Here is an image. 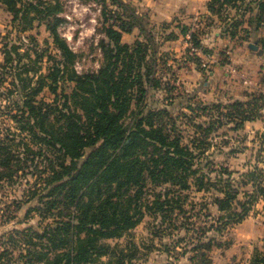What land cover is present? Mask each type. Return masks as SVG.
<instances>
[{
  "label": "trees",
  "instance_id": "trees-1",
  "mask_svg": "<svg viewBox=\"0 0 264 264\" xmlns=\"http://www.w3.org/2000/svg\"><path fill=\"white\" fill-rule=\"evenodd\" d=\"M101 2L105 15L107 3ZM108 2L117 11L109 10L111 14L103 19L102 60L97 69L78 72L73 67L76 54L57 30L62 20L59 0H0L18 19V31L30 28L33 20L45 19L58 51L46 71H40L23 61H33L32 49L24 50L20 36L18 42L8 39L2 45L0 122L8 119L14 125H0V182L23 179L27 199L35 200L29 210L40 218L37 229L16 232L32 246L20 252L21 264H97L103 255L110 263L111 254L117 264H126L125 257L133 260L132 254L122 250L116 254L115 245L103 240L121 236L145 212H158L161 222L170 221L175 209L185 214L189 188L215 191L212 202L221 213L218 229L241 220L253 201L264 200V167L258 165L264 164V157L237 181L232 169L215 166L207 153L212 145L208 136L221 126L230 123V129L238 130L245 122L263 117V89L247 92L243 99L212 102L187 93L176 113L168 107L173 105L168 95L163 106L146 107L149 87L171 92L173 85L161 86L155 76L157 61L147 32L132 43L123 41V33L134 26L145 30L128 6L122 0ZM230 10L235 11L231 17ZM206 11L224 16L223 31L231 40L238 29L244 40L264 26V0H207ZM177 28L188 36L191 47L199 49V53L191 51L187 45L186 52L203 70L200 55L212 53L202 43L205 29L195 31L184 23ZM175 37L169 33L166 39ZM33 52L41 58L36 49ZM6 76L12 80L8 82ZM44 90L50 99L40 95ZM129 117L133 119L127 122ZM203 117L207 119H199ZM187 127L194 128V135L185 141ZM261 142L259 153L264 152V137ZM248 185L242 200L239 188ZM205 236L202 230L192 245L196 264L210 262L207 252L216 239ZM7 253L0 251V264L6 262L2 258ZM248 264H264V246L255 249Z\"/></svg>",
  "mask_w": 264,
  "mask_h": 264
},
{
  "label": "rangeland",
  "instance_id": "rangeland-1",
  "mask_svg": "<svg viewBox=\"0 0 264 264\" xmlns=\"http://www.w3.org/2000/svg\"><path fill=\"white\" fill-rule=\"evenodd\" d=\"M25 1L35 3L37 0ZM59 1L61 9L58 15L62 20L57 30L76 54L74 69L78 72L97 69L102 60L99 40L104 37L103 19L105 15L109 17L111 14L109 10L117 11L116 7L106 0L105 15H103L104 6L101 0ZM122 1L128 6L127 11L133 13L145 29L143 31L138 26H134L130 33L123 34V41L132 43L137 38H143V34L147 32L151 38L150 48L153 49L157 61L155 76L160 77L163 82L161 86L173 85L171 92L168 88L149 87L143 101L146 107L163 106L168 95L173 100V105L169 104L168 107L176 113L184 104L187 93L194 92L197 99L212 102L213 100L228 101L229 98L243 99L247 92L259 88L264 91V40H259L260 37L264 38L263 25L254 36L244 40H240L243 31L238 29L237 36L231 40L229 34L223 31L224 16L220 18L210 15L203 7H198L199 5L190 9V12L186 11L182 19L177 15L166 20L161 17L163 15L161 7L156 4H146L147 2L142 4L145 0ZM118 11L121 14L126 13L121 9ZM180 12L185 14L183 9H180ZM228 14L231 17L235 11L230 10ZM124 18L129 22L131 20L128 17ZM24 22L26 21L21 23ZM17 23H19L18 19H13L5 5L0 3V64L3 60V42L8 39L18 42L20 36L24 50L26 47L32 49L29 53L33 61L28 58H24L23 61L40 71H46L47 66L53 62L51 56L58 51L46 28L45 19L33 20L29 25L30 28L24 31L17 30L19 29L16 27ZM178 23L190 25L195 31L205 29L202 39L211 45L212 53L210 56L200 55L203 70L199 71L197 64L188 58L190 54L183 47V40L177 39L180 37ZM242 26L246 24L243 23ZM169 33L177 34V37L166 39ZM5 35L8 38L5 39ZM247 41L256 45V48L249 49ZM33 49L40 53L41 58H36ZM191 67L196 70H192ZM211 72L215 74H210ZM29 73L33 75V69ZM6 80L10 82L12 79L6 76ZM0 83L3 81L1 80ZM2 90L3 87L0 86V93ZM40 95L48 99L52 97L46 90ZM262 114L263 117L245 123L241 129H230L229 123L208 136L212 141L207 152L210 155L209 159L215 166L227 165L233 170V177L237 181L242 179L241 173L252 169L258 164L257 160L261 159V156L264 157V152L257 151L259 146H262L261 141L264 137L259 136L264 134V108ZM132 119L133 117H129L126 121L130 122ZM199 119L206 120L207 117ZM0 125L4 127L14 124L7 119L5 122H0ZM183 135L184 140L188 141L194 135V128L187 127ZM258 165L264 167L263 163ZM26 188L27 184L23 179L9 183L0 182V251L6 249L8 252L2 258L6 261L4 264H21L20 252L25 253L27 247H32L23 243V236L16 232L29 227L37 229L40 226L39 216L29 210L35 200L27 199ZM247 188L250 190L249 185L239 188L240 199H246L243 191ZM185 192L188 193L184 204L185 214L175 209L170 221L161 222L158 212L154 214L145 212L142 219L135 226L124 231L121 236L106 238L103 241L115 245L113 247L116 254L120 250L132 254L133 260L129 261L128 257H125L126 264H196V259L191 258L194 254L192 245L202 230L205 231L206 238L212 236L216 239L207 252L210 257L208 264H248L255 249H263L264 200L259 198L253 201L241 220L234 221L235 223L231 221L218 229L216 224H219L220 220H217V217L221 213L212 202L215 191H196L194 188H189ZM150 193L148 190L147 195ZM170 223H175L178 228H172ZM107 257L101 256L96 263L117 264L113 260V254L110 256V263H107L109 261Z\"/></svg>",
  "mask_w": 264,
  "mask_h": 264
},
{
  "label": "crops",
  "instance_id": "crops-1",
  "mask_svg": "<svg viewBox=\"0 0 264 264\" xmlns=\"http://www.w3.org/2000/svg\"><path fill=\"white\" fill-rule=\"evenodd\" d=\"M151 1L152 0H145V1H143L142 4L147 2L146 4H151L152 3V4L158 5L159 7H161L160 8L161 11H162L161 13L163 14L161 17L162 18H166V20H167V19H169L171 17H174V16H177V15L179 16V18L182 19L186 15V11H189L190 9H193V8H195L198 5H199L198 7H200V8L203 7L205 9V11H206V1L207 0H154L152 2ZM180 9H183L185 14L180 12ZM122 37H123V35H122ZM187 37L188 36H183V35L180 34V37L177 38L178 40H180V39L183 40V43H184L183 47H185V48H186V46L188 44V40H187L188 38ZM202 40H203L202 43L205 46H207L208 48H212L211 45H208L207 43H205L204 39H202ZM248 45H249V42L247 41V47L249 49H251ZM204 56H210V55H204ZM191 69L194 70V71L196 70V69H194V67H191ZM197 72H199V71H197ZM210 74L214 75L215 73L211 72ZM233 99H236V98H233ZM233 99L229 98L228 101L233 100ZM247 122H250V121H247ZM247 122H245V123H247Z\"/></svg>",
  "mask_w": 264,
  "mask_h": 264
},
{
  "label": "built area",
  "instance_id": "built-area-1",
  "mask_svg": "<svg viewBox=\"0 0 264 264\" xmlns=\"http://www.w3.org/2000/svg\"><path fill=\"white\" fill-rule=\"evenodd\" d=\"M195 19H196V17H195ZM188 45L191 47V44L189 42H188ZM190 49H191V51H195V52L199 53V49L196 47H191Z\"/></svg>",
  "mask_w": 264,
  "mask_h": 264
},
{
  "label": "water",
  "instance_id": "water-1",
  "mask_svg": "<svg viewBox=\"0 0 264 264\" xmlns=\"http://www.w3.org/2000/svg\"><path fill=\"white\" fill-rule=\"evenodd\" d=\"M250 48H253V49H255L256 48V45H254L253 43H249V45H248Z\"/></svg>",
  "mask_w": 264,
  "mask_h": 264
}]
</instances>
